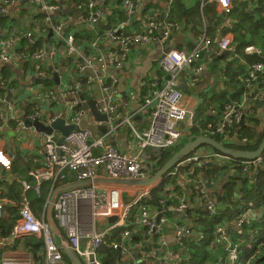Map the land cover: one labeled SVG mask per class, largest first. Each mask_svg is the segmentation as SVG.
Here are the masks:
<instances>
[{"label": "built area", "instance_id": "built-area-1", "mask_svg": "<svg viewBox=\"0 0 264 264\" xmlns=\"http://www.w3.org/2000/svg\"><path fill=\"white\" fill-rule=\"evenodd\" d=\"M26 1L10 0L9 2H3V0H0V15L3 16L7 13L8 3L26 4ZM28 1L33 5V7L29 5L31 11H38L43 14V17L32 18L33 20L31 19L29 29L23 30L21 33H16L11 28H9L8 32L3 30L0 32V61L9 63L21 38L26 39L28 43H33L35 33L41 30L44 31L46 28H49L53 32L56 42L50 43L45 50L35 52L32 58L41 59L47 55L48 59L53 62L56 60L58 53L61 52V58L67 62L69 57L75 58L79 56L80 47L77 44L74 33L69 30L68 23L70 20L65 17L60 21H54L52 12L55 7L46 0ZM96 1L99 0H85L76 4V9L79 11L83 9L89 10L86 17L79 14V23L82 22L85 26L94 27L104 17L101 10L94 9ZM138 1L124 0L123 3L131 13ZM238 1L243 0H200V3L201 6L205 3H213L217 10L226 15L230 13L233 4ZM172 2L173 0H167L168 5ZM224 26L228 30L223 35L212 38L202 36L189 51L174 49L172 47L162 49L157 61L158 67L161 70L162 84L155 85L153 83L146 87V92L140 101V110L147 119V125L140 129L132 124L129 116L123 117L118 111V104L114 101L116 78L114 74L108 76L107 69L109 66L113 70L121 68L128 59L132 48H138L139 46L148 45L153 42L165 44L171 32L178 29V24L170 20L159 23L148 15L142 31L133 34H121L115 28H112L97 35L96 43L99 40H105L110 44H117L119 46L118 52L109 53L107 56L85 54L86 56L84 57L81 55L82 63L79 70L83 71V74L85 71L91 73L86 78V84L91 97L96 100L99 111L106 113L108 116L109 131L108 133L92 136L90 130L87 128L74 130L64 136L63 142L60 144H57L53 140L52 135L44 134V165L41 169L29 171V175L35 180L33 185L28 180L21 181L22 187L19 194L20 202L18 210L20 221L14 224L10 235L6 237L16 240L22 235H39L44 244V257L42 260L34 262L30 258L17 259L4 256L1 257L0 264L66 263L64 262L62 252L54 243L46 221L38 219L31 212L27 198L29 190H34L38 194L40 183L47 180L53 184L57 179L64 177L62 171L74 172L76 180L92 179L101 174L104 177L115 179L145 178L151 175V170L148 165L143 163L140 155L141 152L151 148V151L156 154L167 149L174 153L183 144L185 139L188 140L194 135L200 134L188 129L184 130L182 127L184 123L188 126L193 125L195 112L189 114L181 104L182 91L178 84V77L186 67L195 64L197 61L210 63L213 60V55L223 51H229L233 55H236V47L238 46L230 38V35L233 34L232 30H230L232 27L230 18L224 21ZM155 29H160L159 35L154 34ZM96 43H93L91 47H95ZM242 52L244 56L256 55L260 58L259 61L249 65V77L246 79L248 83L247 87L250 88L248 93L254 91L253 94L256 96L257 90L252 85L253 81L258 77L264 79V50L252 42L245 45ZM202 55H205V58ZM195 70L201 71L202 64H197ZM2 83L3 81L0 77V84ZM39 86L40 89L47 91L48 96L51 98L55 97L51 86H45L42 83ZM79 88L80 84L77 83L59 89V96L66 100L64 113H55L53 116H50L42 112L47 118L48 123L57 117H63L66 124H76L79 122L84 112L77 106V100L72 98ZM245 95L246 93L243 96ZM0 99L3 100V98ZM9 109L13 113L11 106ZM208 113L213 116L216 114V109L209 108ZM242 117V104L230 103L225 107L220 120L217 122L216 131L218 132L219 139L215 137L216 134L214 133L204 135H210L220 141L231 139L229 134L230 129L237 125ZM119 125H124L130 129L132 137L137 141L138 145V152L136 154L130 155L121 152L118 150L117 145L107 141L110 132ZM241 141L244 142L245 138L241 139ZM263 154L262 152L261 155L251 160L240 159L238 162H234L233 158L220 152L206 151L205 153H201L195 151L178 161L163 179L174 175L179 176L180 169L189 168L190 172H192L194 167H202L207 163L215 164L219 168L238 166L241 172L244 173L251 167L261 166ZM0 165L7 170L11 167V158L1 150ZM182 173L185 176L181 179L183 184H180V187L191 184L192 179H190V176L185 172ZM194 185L203 201V209H207L210 212L209 214L214 213L216 201L207 193L204 183L200 179H197L194 181ZM153 188L155 186L142 188L126 204L122 202V186L91 185L68 188L61 191L53 203V217L83 264H102L99 256L100 250L108 242L113 249L119 251L121 255L120 264H139L138 259H134L135 256L132 251L134 247L139 248L142 244H133L129 241L133 232L131 233V230L127 226L132 224L138 228L136 231L141 232L142 230V232L151 238L156 237L161 250H167L163 255L155 250L148 251L149 257L155 261V264H176L183 258L181 256L183 252L181 251L183 240L184 237L191 235V222L188 220L187 223H175L172 226L171 232L167 234V228L168 226L170 227L168 219L161 216V214L157 218V210L151 211L146 203L142 204L143 199L150 194V190ZM178 197L180 196L176 192L170 195V199L173 200L178 199ZM138 204L139 206L136 208ZM1 207L0 204V209ZM245 207V209L242 208L244 209L243 212L233 221L236 229L239 231L242 230L243 225L250 223V217L253 216L255 219H258V216L253 213L256 210L253 203L248 202ZM187 208L188 203L180 198V203L177 206H173L172 210L185 212ZM109 217H116V219L109 221ZM98 219L107 221L106 226L95 229ZM119 227L122 229H119ZM116 228L119 231H116ZM227 229L224 223L217 225L214 231V240L216 243L223 245V249L227 253V264H234L240 253V247L244 242L241 240L232 242ZM116 232L119 239L111 241V236ZM169 234H173L175 245L179 246V249L168 248L169 241L167 235ZM214 264H220V261Z\"/></svg>", "mask_w": 264, "mask_h": 264}, {"label": "crops", "instance_id": "crops-1", "mask_svg": "<svg viewBox=\"0 0 264 264\" xmlns=\"http://www.w3.org/2000/svg\"><path fill=\"white\" fill-rule=\"evenodd\" d=\"M46 1L55 7L54 11L52 12L54 21H60L66 17L70 20L68 23L69 30L74 34L80 25L85 26V24L82 22L77 24L79 23L78 21H80L78 19V13L76 17L70 16L78 11L76 9L78 0ZM199 1L200 0H173V5L172 3L168 5L167 0H139L136 2L135 8L131 13L126 9L124 3H122L118 6L116 5L115 8L118 11L126 13V18L123 20H118L117 15H113L114 18L109 17V14L111 13L110 10H112L111 8L114 7L115 0H105V4H103V6L101 3H95L100 6V10L102 11L104 17L94 27L86 25L89 30L94 32L91 34V38L89 39L90 41L88 40L89 47L83 48L80 46V42L78 43L77 41V44L80 47L79 56H76L75 58L69 57L68 61L66 62L61 58L62 53L59 52L56 60L53 62L48 59L47 55L41 59L32 58L30 61H28V59L24 57L23 53L16 54V52H13L11 61L6 63L9 71L7 78L11 79L13 83L8 84L7 87L9 88L6 91H0V98H3L5 101L3 102V100L0 99V150L11 158V167L9 170L4 169L0 165V204L2 206L0 209V228L6 229L10 225L20 221L18 215V205L20 200L19 191H21L22 187L21 181L28 180L33 185L32 181L35 182V180L29 175V171L41 169L45 161L43 147V137L45 133L36 132L33 127L25 126L26 120H30L34 116H38L41 121L49 124L45 120L44 116L35 115L37 110L39 113L44 112L50 116H53L55 113H64L66 100L59 96V89L72 86L77 83L81 84L79 81L80 77L83 75V71L79 70L82 63L81 55L84 57L86 56L85 54L107 56L109 53H117L119 50V46L117 44H110L105 40H99L97 43L95 42L97 35L103 33V31L106 30L100 31V27L110 25V28H115L118 33L133 34L142 29L148 15L152 16L151 18L157 20L159 23L170 19V17L173 15L175 18L173 21L178 24V29L172 31L165 44H158L157 42H154L152 44L139 46L138 48H132L128 55V59L121 68L118 70H113V68L109 66L107 69V75L109 76L114 74L116 78V85L114 87V101L118 104V111L123 117L129 116L131 118L132 124L136 128L140 129L143 128L145 126L144 124L147 122L146 117L140 110V101L146 92V87L153 83L155 85L162 84L161 70L157 64L158 57L160 56L162 49L166 47H172L174 49L189 51L195 46L196 42L202 38V36L210 38L221 36L225 33V30L222 31V29H220L222 26H224L223 20L221 19V14L223 13L216 8V10L211 9V6L203 7L204 5L200 6V8L196 10L194 7L197 3H199ZM106 2H108V4H106ZM17 7L18 4H7V13L3 16L0 15V17H5L4 23L2 25L0 23V32L2 30L8 32L9 28H11L14 30V32L21 33L23 29H25L26 24L30 22V19L27 20V18H29V15L31 14V9L25 5H21L19 9ZM173 7H175L174 13L172 12L171 14ZM23 9H26V11ZM39 15L43 17L42 13H39ZM71 20H73V22H71ZM50 31L51 30H49V28H46L44 31L41 30L36 32L35 35L38 36L39 39H42L44 44H47L48 42L49 44L54 43L52 41L54 39V34L52 31L51 35L48 36ZM232 37L233 34L230 35L231 39ZM93 43H96L97 45L95 47L93 46L92 48L91 45ZM49 44H47L46 47L41 50H45ZM236 44L238 46L236 47V55H233L232 53H218L213 55L214 59H216L215 57H218V61L214 60V65L201 61L198 63L202 64L201 71L195 70V67L197 66V63H195L186 67L179 75L178 84L182 91L181 104L189 114L195 112V121L193 125L188 126L186 123H184L182 125L184 130L188 129L190 131L199 133L204 131V129L199 128L198 130L194 127L200 125L198 121L203 119L202 117L204 115L205 117L211 116L208 113V109H215V105L211 103L210 99H213L212 97L214 95L221 94V96H223V94H227L228 89H230V86H228L230 78L223 75L221 71H224V69L229 66L231 70L237 71L242 69L238 63L243 65L244 69L246 70L247 60L242 54V49L244 46L242 47L238 43ZM2 65L3 64L0 61L1 78H3L1 76V73H3ZM219 67L222 69L221 71H219ZM53 71L58 72L60 77L59 85H56L52 79ZM39 75H45L51 79V88L55 95L54 98L48 96L46 90L40 89L39 84L41 82L39 81ZM21 83L25 84L23 88L20 89L22 92L9 99L13 104L12 107L14 111L12 113L7 105L8 101H6V96L8 92L18 89ZM259 89L257 88L256 90H259V96L260 98H263L262 104H253L255 110H250L248 107V110H246L244 114L250 113L254 118H257L259 120L257 129L261 130L264 127V86ZM205 100L210 101L205 103L203 102ZM4 104L7 106V113L3 111ZM204 132L211 133V130H206ZM59 134L60 133L58 130H54V135L59 136ZM232 140H235V137L232 138L231 136V139H223L222 142H229ZM107 141L117 145L118 150L121 152H125L130 155L136 154L138 152L137 141L132 137L130 129L124 125H119L116 129L111 131L107 137ZM185 141H187V139H185L184 142ZM237 142L241 143L242 141L239 140L236 141V143ZM205 148H199V150L196 152L202 153ZM206 151L212 152L210 149H206ZM151 152V150L146 149L140 154L143 163L148 166H150L152 163V158L149 157ZM234 168L240 167L234 166L231 168L226 166V168L222 169V171L219 173L212 172V174H209V176H207L208 174L206 173H202V175L198 176V179L204 183L207 193L216 201L215 212L211 215L215 214L216 210H218L217 207L221 205L219 198L224 197V186L233 176ZM187 169L188 168L180 169L179 176L174 175L171 177H166L155 185L156 188L167 178L169 180L168 183L164 182L163 189L157 191V195H155L158 203H160L161 206H157V203H147L151 211L160 209L162 210L161 216L168 219L170 227L168 226L167 228V234L171 232L172 226H174L175 223H187L188 220L191 222V218L195 209H201V207L203 208V201L195 189V185L187 184L183 187H175L177 184H183L181 179L185 175L182 172L186 173ZM187 174L189 175V173ZM102 175L103 174L100 176ZM173 179L175 180L174 182H172ZM190 179H192V177H190ZM75 180L76 179L70 181ZM196 180L197 179H192L191 183L194 184V181ZM45 183L46 182L44 181L42 186ZM146 187L147 186H122V202L126 204L127 202L131 201V199L135 197V195L142 188ZM43 189L46 191V193H48L46 195L45 201L42 204H35L34 198L38 196L39 193L36 194L34 190H30L28 192L27 198L30 200V210L34 216L38 219H43L46 221V208L47 201L50 197V191L46 190V186H44ZM153 189H151L150 192ZM174 192L180 196L178 199H170V195ZM180 198L188 203V208L185 212L172 210L173 206H177L180 203ZM248 202L253 203L252 200L246 201V203ZM204 210L210 213L207 209ZM168 211L171 212V217L166 214ZM253 213L258 216V219H255L252 216L250 217L252 221L259 222L263 220L264 202L261 204V207H256V210H254ZM219 214L220 216L223 215L222 217L225 218L227 213H218V215ZM235 218H232L229 221L232 220V225L236 230V227L233 223ZM106 224L107 221L98 219L95 224V229L105 227ZM224 224H226L228 228L229 223L224 222ZM142 234L144 235V238H148L144 232H142ZM35 236L36 238L41 239L39 235ZM167 239L169 241L168 248H172L175 244L173 234L167 235ZM212 239V248L219 256L218 252L220 250H218L216 246L214 237ZM148 241L152 244V247L149 250H155L162 255L166 253L167 250H161L157 240ZM25 246L27 245L25 244L23 246L22 240H20V238L18 240H11L8 238L0 240V259L4 256H12L16 258H30L35 260V256H38L41 253V249L30 245V247L33 249V253L35 254L34 255L32 253V256V254L26 250ZM134 249H137V251L134 254L135 258L133 256L132 257L134 259H138L139 264H155V261L149 257V250L144 251L141 250L140 247H134ZM146 253H148V255Z\"/></svg>", "mask_w": 264, "mask_h": 264}, {"label": "trees", "instance_id": "trees-1", "mask_svg": "<svg viewBox=\"0 0 264 264\" xmlns=\"http://www.w3.org/2000/svg\"><path fill=\"white\" fill-rule=\"evenodd\" d=\"M4 1L9 2L10 0H3V2ZM83 1L85 0H78L77 2L80 3ZM99 1L100 2H96V3H101L102 6L103 4H105V0H99ZM123 2L124 0H117V2L115 0L114 7L111 8L112 10H110L111 13L109 14V17L114 18L113 15H117L118 20H123L126 18V13L118 11L115 8L116 5L118 6ZM106 4H108V2H106ZM21 5H25L28 7L30 5L31 7H33V5L30 4L28 0L26 1V4H22V3L18 4L17 8L19 9ZM200 6L201 3L199 1V3H197L194 8L198 10ZM205 6H211V9H215L213 3H205L203 7ZM174 8L175 7L172 8L171 14L172 12L174 13ZM94 9L100 10V6L98 4H95ZM23 10L26 11V9ZM88 12L89 10L86 9H83L82 11L78 10L75 13H73V15L70 16L76 17L78 13V15L82 14L83 16L86 17L88 15ZM35 17L40 18L42 16L39 15L38 11H34V12L31 11L29 18H27V20L30 19V22L26 24L25 29L23 30L29 29L30 23ZM227 18H230L232 21V27L230 28V30H232L233 33V37H232L233 42L238 43L242 47L254 42L260 47H262V49L264 50V0H243V1L235 2L231 7V11L229 14L226 15L221 14V19L223 20V23ZM168 20L173 21L175 20V18L172 15ZM4 21H5V17H0L1 25L4 23ZM71 22H73V20H71ZM110 27H111L110 25L102 26L100 27V31H103L105 29L106 30L112 29ZM220 29H222V31L228 30V28L225 26H222ZM140 31H142V29ZM92 33H94L92 30H89L86 26L80 25L74 35L78 43L80 42L79 43L80 46H82L83 48H88L89 47L88 40L91 38ZM154 34L159 35L160 29H155ZM47 44H49V42ZM47 44H44L42 39L36 37H34L33 43H28L26 39L21 38L17 44V47L15 48V52L16 54L23 53L26 59L30 61L34 53L41 49H44V47H46ZM215 58L216 59L213 58V61L210 62L211 65H214V60L218 61L217 60L218 57ZM245 58L247 60L246 70L244 69V66L239 63L238 65L241 66L242 69H239L237 71L231 70L230 66L225 68L224 71H221L222 69L219 67V71H221L223 75L228 76L230 78L228 85L230 86V89H228L227 94L224 93L223 96H221V94L214 95L212 97L213 99H210L211 103L215 105L216 114L208 117L207 116L205 117V115L204 116L200 115L203 116L202 117L203 119L199 120L198 122L200 123V125L194 128L198 130L199 128L204 129V131L211 130V133L216 134L215 137L218 138V132L216 131L217 122L220 120L225 107L230 103H240L242 101L244 93L249 94L248 90L250 91V88L247 87L248 83L246 82V79L249 77L248 75L249 65L259 61L260 58L256 55L245 56ZM196 63L198 64L199 61H197ZM2 68H3L2 69L3 73H1V76L3 77V79L8 80L7 84L13 83L11 79L7 78L9 74L8 66L6 64H3ZM39 81L45 86L52 85V81L49 78L40 79ZM259 86L260 88L263 87L264 82L259 80ZM259 90L256 92V96L260 94ZM252 95L255 96V94H251L248 97L249 98L248 102L252 101L251 100ZM208 101L205 100L203 102L206 103ZM248 104L244 105V107L247 106L246 110L248 109L255 110L253 106V102L249 105ZM258 124H259V120L257 118H254L250 113L244 114L241 121L230 129L229 134L230 136H232V138L235 137V140L229 142L226 141L223 143H226L227 146L238 147L241 149H250V150L256 149L264 135V127L261 130H258L257 129ZM144 125L146 126L147 122ZM204 131L201 132L200 134H209ZM243 138H245V141L241 142L240 145H237L238 142L236 143V141H239ZM210 150L213 151V149ZM171 153L172 151L169 149L161 151L159 154H156L155 152H151L149 156L150 158H152V163L149 166L151 170L150 174H153L154 173L153 169L154 168L156 169L159 165H161L171 155ZM233 161L238 162L239 159H233ZM225 168L226 166L219 168L215 164L207 163L205 166L195 167L192 172H189V168H188L186 173H189V176L192 177V179H198L199 178L198 176L202 175V173H206L208 174L207 176H209V174H212V172L219 173L222 171V169ZM62 173H64V177L61 179H57L53 184L50 181H45L46 183L42 186L44 181L40 183L38 196H36L33 193L36 196L34 198L35 204L37 203L42 204L45 201L48 192L46 193V191L43 189L44 186H46L47 191L49 190L51 192L53 191L52 189H54L59 183H65V182H69L70 180L76 179L75 178L76 174L74 172L62 171ZM174 181L175 180L173 179L172 182ZM164 182L168 183L169 180H165ZM164 182L160 183L155 189H153L150 192L149 196L143 199L142 204L157 203V206H161L160 203H158L155 195H157L156 194L157 191L163 189ZM32 183L34 184V181H32ZM190 185H193V183H191ZM175 187L178 188L180 187V185L177 184ZM224 189H225V195L224 197L219 198L221 205L217 207L218 210H216L215 214L213 215L209 214L202 207L201 209H195V211L193 212L191 218L192 219L191 235L184 237L185 240H183V247L181 250L183 251L181 253V256L183 258L180 261H178L176 264H212V263L214 264L218 261H220V264H227L228 263L226 260L227 253L224 251L223 245L221 243H216L218 250L221 251L218 252L219 256L212 248V244H213L212 238L215 235L214 234L215 228L217 225L222 224L224 222L229 223L227 230L231 238L230 240L232 242H237L238 240L244 242L240 247V253L234 264H264V219L259 222H255L251 220L250 223L243 225L242 230L240 231L234 229L231 222L232 220L229 221L230 219L239 216L243 212V210L246 208L245 206L247 205L246 201L252 200L253 206L255 208L261 207V204L264 202V154L262 155L261 166L251 167L244 173L241 172L240 168H234L233 176L230 178L228 183H226ZM28 201L30 206V200L28 199ZM139 204L136 206V208L139 206ZM218 213H222V214L227 213V214L225 215V218H223L222 217L223 215L220 216V214L218 215ZM166 214L171 217L170 211H168ZM13 226L14 224L10 225L6 229L0 228V238L6 239V237L10 235ZM127 228L131 230V233L133 232L129 239L131 243H141L142 246L140 247V249L144 251H148L152 247V244L148 240H156V237L151 238L149 235H147L148 238H144L142 231L141 233L136 231L138 230V228L134 224L128 225ZM119 229L122 228L119 227ZM119 229L116 228V231L117 230L119 231ZM35 235L36 234L22 235L20 237V240H22L23 246L25 244L27 245L25 246V248L27 251L30 252V254L33 253V249L30 247V245L35 248L41 249V253L38 256H35V260L33 259L34 262H37L38 260H42L44 257V244L42 239L36 238ZM117 238L118 235L116 232L111 236V241L116 240ZM173 248L179 249V246L174 244ZM136 251L137 249H134V251L132 252L135 254ZM146 254L148 255V253ZM99 256L102 264H120L121 255L117 249H113L110 246L109 242L107 243V245L102 246ZM63 259L64 262H66L65 264H71V262L68 261L64 255H63Z\"/></svg>", "mask_w": 264, "mask_h": 264}, {"label": "water", "instance_id": "water-1", "mask_svg": "<svg viewBox=\"0 0 264 264\" xmlns=\"http://www.w3.org/2000/svg\"><path fill=\"white\" fill-rule=\"evenodd\" d=\"M51 35V31L49 35ZM223 53H230L229 51H223ZM205 57V55H202ZM51 69V68H50ZM89 75L88 71H85L84 74L80 77V90L76 97L79 99L78 106L84 112L81 116L78 123H65V119L63 117H57L49 124L44 123L40 120L38 116H35L31 120H26L25 126H31L35 129L36 132L45 133L48 135H52L53 140L60 144L63 142L64 136L74 130H79L82 128H87L90 130L92 136H96L99 133H107L108 125H107V114L98 110L96 105V100L92 99L89 95L86 85V77ZM52 79L56 85L59 83L58 72H52ZM25 84L21 83L20 87L16 90L7 93L6 99L9 100L11 97L15 96L16 94H20L22 91L20 90L23 88ZM261 98L258 102V105L262 104ZM246 109L243 110L245 113ZM54 130L59 131V136L54 135ZM240 145V143H237ZM206 147V148H205ZM210 147L222 154L228 155L234 159H245L251 160L256 158L257 156L261 155L264 151V135L262 140L260 141L259 145L256 149H241L237 147H230L227 146L226 143L211 137L209 135L204 134H196L193 137L189 138L185 141L174 153H172L161 165H159L153 174L145 178H133V179H115V178H108L104 176L94 177L92 179H84V180H75L70 182H65L62 184L57 185L47 202L46 208V223L50 229L52 234L54 243L58 247V249L62 252L65 258L71 262V264H83L77 253L74 251L68 239L66 238L64 232L60 228L59 224L53 217V203L56 201L58 194L68 188H75L80 186H91V185H118V186H147V187H154L158 184L166 175L169 170H171L174 165L182 160L184 157L192 154L193 152L197 151L199 148H205L203 153L206 152V149ZM151 150V148H148ZM58 152H60L58 150ZM157 218L160 217L161 210L157 209ZM116 217H109V221H114Z\"/></svg>", "mask_w": 264, "mask_h": 264}, {"label": "flooded vegetation", "instance_id": "flooded-vegetation-1", "mask_svg": "<svg viewBox=\"0 0 264 264\" xmlns=\"http://www.w3.org/2000/svg\"><path fill=\"white\" fill-rule=\"evenodd\" d=\"M35 37L38 38V36H36V35H35ZM52 41H53V42L55 41V37H54V39H53ZM14 52H15V50H14ZM204 58H205V57H204ZM1 63H2V64H6V62H2V61H1ZM39 78H40V79H45V78H48V77H46L45 75H42V76L39 75ZM58 78L60 79L59 75H58ZM86 78H87V77H86ZM1 79H2L3 83L0 84V91H1V90L6 91V90L9 88V87H7V86H8V84H7V83H8V80H4L3 78H1ZM259 80H261V81L264 82V79L258 77L256 80L253 81V85H252V86H253L254 88H256L257 86H259ZM59 81H60V80H59ZM86 85H87V84H86ZM159 85H160V84H159ZM80 86H81V84H80ZM79 90H80V88H79L78 91L72 96V98L74 97L73 99H76V100H77V101H76L77 106H78L79 99L76 97V95L78 94ZM87 90H88V87H87ZM88 93H89V90H88ZM251 94H253V92L247 94L246 98H245V96H243L242 101L240 102V103L242 104V113H243V116H244V112H243V110L246 109V107H244V105H245V104H244V101H245V100H248V99H249L248 97H249ZM89 95H90V93H89ZM90 96H91V95H90ZM257 97H259V95H258ZM92 99H94V98L92 97ZM260 99H261V98H260ZM6 101H8V102H7L8 107H10V106L12 107V105H13L12 102H10V100H6ZM3 102H5L4 99H3ZM256 105H258V103H257ZM75 106H76V105H75ZM78 107H79V106H78ZM12 108H13V107H12ZM9 110H10V109H9ZM98 110H99V109H98ZM13 111H14V109H13ZM37 113H39L38 110L36 111L35 115L44 116L43 113H40L41 115H40V114H37ZM34 117H35V116H34ZM34 117H33V118H34ZM44 117H45V116H44ZM33 118H31V119H33ZM31 119H30V120H31ZM107 119H108V116H107ZM45 120L47 121V118H46V117H45ZM52 121H53V120H52ZM49 123H50V122H49ZM107 125H108V131H109V127H110V125H109V120H107ZM108 131H107V132H108ZM197 151H198V150H197ZM213 151H216V150L213 149ZM216 152H218V151H216ZM193 185H194V184H193Z\"/></svg>", "mask_w": 264, "mask_h": 264}, {"label": "rangeland", "instance_id": "rangeland-1", "mask_svg": "<svg viewBox=\"0 0 264 264\" xmlns=\"http://www.w3.org/2000/svg\"><path fill=\"white\" fill-rule=\"evenodd\" d=\"M54 11V10H53ZM259 89L260 88V86H257L256 88H254V89ZM246 96H247V94L245 95V98H246ZM251 102H248V100H245L244 101V104L246 105V104H251L252 102H253V104L254 105H256L258 102H259V100H260V96L259 97H257V96H253L252 95V97H251ZM248 104V105H249ZM3 111L5 112V113H7V106L4 104L3 105ZM210 136V135H209ZM212 137V136H211ZM207 149H212V148H210V147H208ZM199 150V149H198ZM154 171L156 170L155 168L153 169ZM166 180H168V178L166 179ZM134 251V250H133ZM134 254V253H133ZM8 257H12V256H8ZM14 258H16V257H14ZM17 259H20V258H17Z\"/></svg>", "mask_w": 264, "mask_h": 264}, {"label": "clouds", "instance_id": "clouds-1", "mask_svg": "<svg viewBox=\"0 0 264 264\" xmlns=\"http://www.w3.org/2000/svg\"><path fill=\"white\" fill-rule=\"evenodd\" d=\"M233 159H234V158H233ZM172 169H173V168H172ZM172 169H171V170H172Z\"/></svg>", "mask_w": 264, "mask_h": 264}]
</instances>
